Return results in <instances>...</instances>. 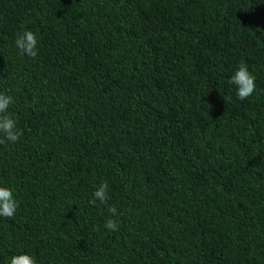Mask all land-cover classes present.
Listing matches in <instances>:
<instances>
[{"label": "trees", "instance_id": "16d2710c", "mask_svg": "<svg viewBox=\"0 0 264 264\" xmlns=\"http://www.w3.org/2000/svg\"><path fill=\"white\" fill-rule=\"evenodd\" d=\"M0 92V264H264V0H0Z\"/></svg>", "mask_w": 264, "mask_h": 264}, {"label": "clouds", "instance_id": "9594fccd", "mask_svg": "<svg viewBox=\"0 0 264 264\" xmlns=\"http://www.w3.org/2000/svg\"><path fill=\"white\" fill-rule=\"evenodd\" d=\"M21 31L17 33L15 45L21 55H26L35 59L38 55L37 35L28 28L21 25ZM256 77L249 71L247 64L242 60L232 73L229 83L236 86V95L240 100H245L256 91ZM13 103V97L0 92V143L5 140L15 143L23 135L22 129L17 126V120L9 114V106ZM109 185L107 182L100 183L93 192V198L90 203L95 205L97 201L100 204H107ZM18 208V201L13 194V190L7 186H0V217L12 218L15 216ZM108 212L111 216L106 220L105 227L109 230H118L117 221L111 217L118 215L114 205L108 206ZM8 264H36L34 258L26 253L20 252L11 256Z\"/></svg>", "mask_w": 264, "mask_h": 264}]
</instances>
